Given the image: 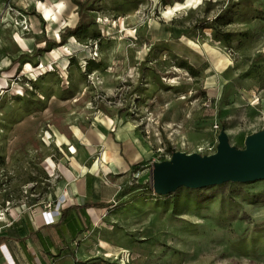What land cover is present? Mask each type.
<instances>
[{"label":"rangeland","instance_id":"obj_1","mask_svg":"<svg viewBox=\"0 0 264 264\" xmlns=\"http://www.w3.org/2000/svg\"><path fill=\"white\" fill-rule=\"evenodd\" d=\"M45 5L55 15L29 0L0 11L4 204L44 201L42 163L59 156L60 136L130 124L145 148L130 184L149 187L117 205L97 232L109 249L95 246L87 264H264V181L156 196L150 169L176 152L215 153L223 130L238 150L264 130V0H95L86 31L66 44L77 5ZM47 40L59 47L36 56ZM184 60L196 73L179 68Z\"/></svg>","mask_w":264,"mask_h":264},{"label":"crops","instance_id":"obj_2","mask_svg":"<svg viewBox=\"0 0 264 264\" xmlns=\"http://www.w3.org/2000/svg\"><path fill=\"white\" fill-rule=\"evenodd\" d=\"M25 1L28 0H0V11L6 4ZM29 1H34L40 10L39 3L52 8L54 15L55 7L45 4L61 2ZM172 32L169 37L177 30ZM128 125L115 134L108 132L110 127L107 131L74 128L71 138L60 136L59 156L48 155L42 163L52 183L43 202L26 208L9 207L10 201L4 204L0 192V264H87L91 257H99L93 250L95 246L109 249L97 232L104 231L102 227L119 209L121 201L117 196L133 185L131 175L145 153L144 146L130 138L132 130ZM47 203L57 204L54 212H44Z\"/></svg>","mask_w":264,"mask_h":264},{"label":"water","instance_id":"obj_3","mask_svg":"<svg viewBox=\"0 0 264 264\" xmlns=\"http://www.w3.org/2000/svg\"><path fill=\"white\" fill-rule=\"evenodd\" d=\"M150 169L156 196H169L181 188L202 190L264 181V130L248 136L243 150L232 147L223 130L215 153L176 152L168 161L152 163Z\"/></svg>","mask_w":264,"mask_h":264},{"label":"trees","instance_id":"obj_4","mask_svg":"<svg viewBox=\"0 0 264 264\" xmlns=\"http://www.w3.org/2000/svg\"><path fill=\"white\" fill-rule=\"evenodd\" d=\"M95 0H83V1H78V0H74V3L77 5L78 7V16H79V20L77 25L74 28H66L61 34H60V38H61V43L66 44L67 40L69 38H75V37H79V35L81 33H83L84 31H86L87 26H86V21H85V12L88 11V8L90 7V5L92 3H94ZM230 36V35H227ZM158 45H162L159 46V50H160V54H164V52H167L168 49L165 48V46H163V44H159ZM59 47V44L55 41L52 40H47L45 42V47L41 48V49H37L35 52L36 56H42L43 53H48L50 51H52L54 48ZM185 61V60H184ZM21 60H14L13 64H17L20 63ZM179 68L186 70L187 72L194 74L196 73V69L189 65L186 61L183 62V64H181L179 66ZM43 77V76H42ZM42 77H39L35 82H38ZM32 82V81H31ZM149 187V184H140V183H136L133 184L127 188H125L124 190H122L119 195L117 196V201H123L126 197L132 196L133 193L139 191V190H144L147 189ZM196 195H197V200L202 203L204 201H207L205 199H203L202 197V192L201 191H196Z\"/></svg>","mask_w":264,"mask_h":264},{"label":"built area","instance_id":"obj_5","mask_svg":"<svg viewBox=\"0 0 264 264\" xmlns=\"http://www.w3.org/2000/svg\"><path fill=\"white\" fill-rule=\"evenodd\" d=\"M56 204V203H55ZM57 205V204H56ZM56 205L54 206L53 203H47L44 205V212L52 213L55 211Z\"/></svg>","mask_w":264,"mask_h":264},{"label":"bare ground","instance_id":"obj_6","mask_svg":"<svg viewBox=\"0 0 264 264\" xmlns=\"http://www.w3.org/2000/svg\"><path fill=\"white\" fill-rule=\"evenodd\" d=\"M39 4H40V3H39ZM176 8H178V7H176ZM45 11H46V10H45ZM49 13H50V12H49V11H47V14H46V15H49ZM123 20H125V19H123ZM208 50H209V49H208ZM214 51H215V50H214ZM219 62H220L222 65L224 64V62H223V61H219ZM220 68H221V67H220ZM105 253H106V252H105ZM105 253H104V254H105ZM112 253H113V252H112ZM109 257H111V255H109Z\"/></svg>","mask_w":264,"mask_h":264}]
</instances>
